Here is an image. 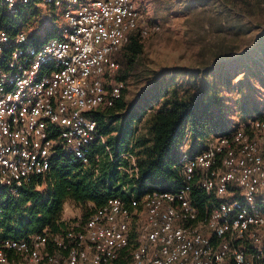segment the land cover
Returning <instances> with one entry per match:
<instances>
[{"label":"built area","instance_id":"2783aa9c","mask_svg":"<svg viewBox=\"0 0 264 264\" xmlns=\"http://www.w3.org/2000/svg\"><path fill=\"white\" fill-rule=\"evenodd\" d=\"M29 3L0 0L12 14ZM43 4L42 31L0 28V187L13 195L58 151L90 163L93 145L106 143L93 113L125 89L115 56L133 34L162 29L136 0ZM123 157L136 173V157ZM182 162L169 189L110 198L62 232L0 237V264H264V105Z\"/></svg>","mask_w":264,"mask_h":264},{"label":"trees","instance_id":"16d2710c","mask_svg":"<svg viewBox=\"0 0 264 264\" xmlns=\"http://www.w3.org/2000/svg\"><path fill=\"white\" fill-rule=\"evenodd\" d=\"M42 1L30 0L16 14L0 4V28L14 34L27 27L38 18ZM227 2L239 3L246 11L251 7L250 0ZM52 36L48 33L44 39L34 38V43ZM144 47L143 39L133 34L115 56L118 80L143 77L147 85L133 102L125 99L124 89L113 107L93 113L106 143L93 145L89 164L74 162L58 151L50 171L24 184L17 195L0 187V237L25 239L47 229L62 232L74 221L63 218L68 202L79 207L92 203L90 214L110 198L128 201L181 181L180 147L191 142L189 151L199 152L205 147L202 142L219 128L214 107H224L219 85L230 62L204 68L141 69ZM123 154L136 157V173L129 171L130 162ZM198 202L202 206L203 198Z\"/></svg>","mask_w":264,"mask_h":264},{"label":"rangeland","instance_id":"374dc122","mask_svg":"<svg viewBox=\"0 0 264 264\" xmlns=\"http://www.w3.org/2000/svg\"><path fill=\"white\" fill-rule=\"evenodd\" d=\"M250 2L249 11L227 0H147L140 7L162 27L159 33L143 39L144 65L141 69L204 68L230 62L219 79L224 107H214L219 130L215 129L203 145L248 122L264 105V6L257 0ZM43 3L44 0L38 4V18L23 28L30 34L42 31ZM225 51H234L226 61L220 58ZM146 85L143 77H131L125 82V99L133 102ZM190 149L191 142H186L181 151ZM91 208L92 203L79 207L68 202L64 218L84 219Z\"/></svg>","mask_w":264,"mask_h":264},{"label":"crops","instance_id":"0c3cea01","mask_svg":"<svg viewBox=\"0 0 264 264\" xmlns=\"http://www.w3.org/2000/svg\"><path fill=\"white\" fill-rule=\"evenodd\" d=\"M136 2H137V4H138L140 7H142V5L144 6V5L146 4L147 0H136ZM228 52H229V51H225V52H223V53L221 54V57H220V58H222V60H224V61L230 59V57L232 56V53H234V51H231L229 54H228ZM228 61H229V60H228ZM228 61H227V62H228ZM181 149H182V147H180L179 151H181ZM63 218H64V214H63ZM64 220H68V219H65V218H64ZM69 220H71V219H69Z\"/></svg>","mask_w":264,"mask_h":264}]
</instances>
